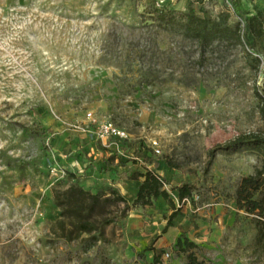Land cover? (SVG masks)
<instances>
[{
  "label": "rangeland",
  "instance_id": "rangeland-1",
  "mask_svg": "<svg viewBox=\"0 0 264 264\" xmlns=\"http://www.w3.org/2000/svg\"><path fill=\"white\" fill-rule=\"evenodd\" d=\"M191 6L201 9L193 0H0V264H155L151 244L165 245L160 264H188L180 238L204 264H264L259 217L235 201L241 178L263 167L261 154L219 151L207 167L218 144L264 131L256 92L264 96V64L243 44L188 36ZM202 6L213 19L229 12V23L239 21L230 0ZM106 120L127 132L120 148L97 139ZM144 153L180 209L166 231L165 199L134 204L141 179L129 177L147 169ZM79 158L92 162L75 182L126 199L97 205L91 232L76 217L59 222L55 204L75 182L52 177L51 163L76 172ZM183 182L192 184L184 204L173 190Z\"/></svg>",
  "mask_w": 264,
  "mask_h": 264
},
{
  "label": "trees",
  "instance_id": "trees-1",
  "mask_svg": "<svg viewBox=\"0 0 264 264\" xmlns=\"http://www.w3.org/2000/svg\"><path fill=\"white\" fill-rule=\"evenodd\" d=\"M152 5H155L156 0H149ZM194 3L200 5V11L194 7H189L185 13L186 17V34L196 38L202 45H209L215 40L233 42L243 44L244 50L248 57L255 61L257 68L260 64H264V8L256 3H250L247 0H230L232 13L239 18L235 23H229L231 14L229 12L220 13L217 19H213L202 6L204 0H193ZM161 14L162 9H159ZM201 10L203 11L202 13ZM165 18V15H161ZM264 74V69H263ZM257 95L261 99V114L264 119V96L257 90ZM245 146L255 148L262 156L263 167L257 169L254 174L247 175L241 178L236 190L235 201L239 209H244L248 213L257 215L259 226V238L264 239V131L253 132L239 135L233 140L223 144H218L210 150L207 167H209L214 157L219 151H229L231 149H238ZM115 156H112L114 160ZM143 160L147 164V169L144 171H135L129 179L140 180L134 204H140L142 207L151 206L154 200L163 198L172 208V212L167 219L164 230L166 231L173 224V220L180 214V209L176 207L175 201L165 188V179L155 170L149 166L158 164L149 153L142 155ZM166 162L172 168L179 166L170 158H166ZM79 177L77 172L68 171L67 177L75 182ZM109 195L106 189H98L95 193L87 191L78 182L71 184L67 189L61 191L55 196V204L60 208L61 219L63 222L68 217H76L78 224L76 228L79 231L91 232L96 225L92 223L90 217L94 212V208L102 201H126L117 189L109 187ZM175 195L181 201L185 197L192 196V184L183 182L179 185L173 186ZM63 220V221H62ZM177 247L180 251L187 253L188 264H204L202 263L196 253L191 251L196 247L193 241L186 239H178ZM147 250L155 252L153 262L155 264L161 263V255L163 250L155 248L152 244L147 247Z\"/></svg>",
  "mask_w": 264,
  "mask_h": 264
},
{
  "label": "built area",
  "instance_id": "built-area-1",
  "mask_svg": "<svg viewBox=\"0 0 264 264\" xmlns=\"http://www.w3.org/2000/svg\"><path fill=\"white\" fill-rule=\"evenodd\" d=\"M90 122H92L94 119H92V113L88 114ZM79 131L82 133H91V129L89 127V124H84V125H75ZM97 139L102 141L106 146H112L115 145L117 148H120V141L126 139L128 137V134L126 131L121 130L119 127H117L112 121L106 120L102 121L99 125L98 128L95 132ZM156 150V149H155ZM79 160V159H78ZM79 162V161H78ZM77 170L76 172L78 175L83 173L85 170V164L80 166V163L74 162L73 165ZM51 175L52 177L55 176L56 179H61L65 178L68 173V167H63L61 165H52L51 163ZM80 172V173H79ZM180 201V200H179ZM189 197H185L184 199L181 200L182 204L189 202ZM166 256H169V253L166 254Z\"/></svg>",
  "mask_w": 264,
  "mask_h": 264
},
{
  "label": "crops",
  "instance_id": "crops-1",
  "mask_svg": "<svg viewBox=\"0 0 264 264\" xmlns=\"http://www.w3.org/2000/svg\"><path fill=\"white\" fill-rule=\"evenodd\" d=\"M97 154L95 155V156H99V153H100V151L97 149ZM79 161V162H78ZM77 161V163H81L82 165H86V167H85V170H84V172L82 173L81 172V174H80V176H82V175H84L85 173H87V172H90V167L88 166V162H92V160H88V159H85V158H79V160ZM158 172V171H157ZM80 173V172H79ZM94 174H96V172L94 171ZM98 177H100L101 175H97ZM135 181H137L138 182V180H135ZM139 184H140V182H139ZM139 186V185H138ZM135 223V225H132V227L133 228H135V229H137V230H140V228H142L143 227V225H144V222H143V219L142 218H140V217H137L136 219H134L133 220ZM171 227V226H170ZM179 234L180 233H178L177 232V234H176V236H175V240H177L178 239V237H179ZM174 240V241H175ZM153 246L155 247V248H163L164 249V244H161V245H154L153 244ZM149 252H148V256H149V262H151V260H152V262H153V259H154V254H155V252L153 251V250H148ZM158 264H160V263H158ZM172 264H178V263H176V260H174L173 262H172Z\"/></svg>",
  "mask_w": 264,
  "mask_h": 264
}]
</instances>
